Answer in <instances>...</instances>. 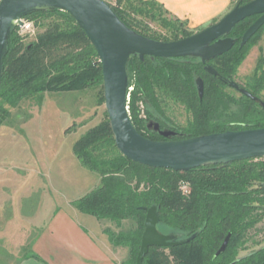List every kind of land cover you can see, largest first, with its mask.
Returning <instances> with one entry per match:
<instances>
[{"label":"trees","instance_id":"1","mask_svg":"<svg viewBox=\"0 0 264 264\" xmlns=\"http://www.w3.org/2000/svg\"><path fill=\"white\" fill-rule=\"evenodd\" d=\"M251 1L239 0L238 4ZM110 5L126 26L157 41H177L196 33L186 22L171 17L156 0H116V5ZM256 18L238 23L228 35L235 41L232 49L208 62L218 76L207 73L200 58L147 56L142 61L133 56L128 65L133 87L128 106L136 130L159 141L164 139L147 128L148 121L156 120L162 128L176 132L174 140L264 128V107L260 102L241 94L236 98L226 91L264 34L263 26L245 46H240L244 32ZM25 19L38 26L44 19L51 22L31 43L23 42L19 28L9 37L0 79V127L12 118V109L29 99L40 106L47 93L95 87L100 88L99 105L104 104L99 56L71 14L56 10ZM149 23L156 24L161 32ZM198 78L205 84L202 99L196 86ZM245 88L261 100L264 48H260L256 68ZM170 102L183 105L191 115L185 127L168 118ZM73 152L85 167L100 176L99 185L73 202L74 207L116 227L128 221L136 224L126 232L105 230L113 247L128 250V258L119 264H136L146 210L152 206L158 208L161 233L177 235L181 240L193 235L195 238L177 247L150 248L143 264H264V244L254 241L250 246L258 248L247 246L249 232L264 221V158L204 166L189 172L145 166L118 151L107 113L103 122L74 144ZM182 184L189 185L188 194L181 189ZM229 234L226 251L216 256Z\"/></svg>","mask_w":264,"mask_h":264},{"label":"water","instance_id":"2","mask_svg":"<svg viewBox=\"0 0 264 264\" xmlns=\"http://www.w3.org/2000/svg\"><path fill=\"white\" fill-rule=\"evenodd\" d=\"M62 10L74 18L94 46L103 73L104 105L118 151L133 162L152 168L189 172L193 169L229 164L254 158H264V128L226 131L198 137L174 140L177 133L161 129L157 122H149L152 129L165 140L154 141L141 135L134 127L128 94L131 78L128 65L133 56L140 60L154 58H200L205 71L213 76L218 72L208 62L232 49L235 41L228 37L232 29L247 18H258L244 32L240 46H245L264 26V0H253L235 6L217 23L190 37L163 42L145 37L129 28L117 16L112 6L104 0H1L0 1V79L4 71V58L8 52L9 37L23 25L22 19L39 12ZM229 86L246 97L258 101L239 84L229 81ZM200 99L204 96L202 78L196 80ZM264 107V102H260ZM158 208L146 210L144 233L136 264H143L150 248H171L195 238L179 240L174 234L159 231ZM229 234L216 256L228 247Z\"/></svg>","mask_w":264,"mask_h":264},{"label":"rangeland","instance_id":"3","mask_svg":"<svg viewBox=\"0 0 264 264\" xmlns=\"http://www.w3.org/2000/svg\"><path fill=\"white\" fill-rule=\"evenodd\" d=\"M105 1L116 5V0ZM238 2L239 0H233L227 12L210 20L207 24L190 27L188 21H182L186 22L188 28L193 32H200L221 20ZM24 20L27 25L31 24L29 29L18 27V34L23 38L25 44L33 42L51 22L50 19H44L39 22L38 26L32 20L25 18ZM43 25L44 27H42ZM149 25L161 32L156 24L149 23ZM260 48H264V34L259 43L250 50L238 70L234 82L240 86L245 87L252 77L260 56ZM244 89L246 90V88ZM226 91L236 98L240 96V93L231 87H227ZM261 97V102H264V89ZM99 98L100 88L91 87L77 92L47 93L40 106L36 100L29 99L22 102L18 108L12 109V118L7 125L0 127L1 195L7 196V198L18 196L21 200L27 198V201L20 203L21 207L24 206L27 210L32 209L31 204L36 200L41 202L42 209H47L54 203L69 209L73 202L92 191L99 184L100 176L91 172L80 162L73 152V147L85 133L106 119L105 105H99ZM140 106L143 116V104L141 103ZM232 108L234 109V107ZM166 114L173 123L180 127H185L191 120V115L183 105L172 102L167 106ZM151 121L157 122L156 120ZM151 121H148V124ZM169 125L171 124L169 123ZM27 167L34 168L35 180L27 176ZM33 180L36 182V194L31 192ZM184 185L186 186V184ZM104 224L106 229H111L115 233L126 232L136 227L134 221L126 222L122 227H116L110 221H106ZM22 236L18 234L19 241L22 240ZM32 237L34 236L32 235ZM254 241L260 245L264 244V221L249 232L247 245L249 249L258 248L250 246ZM4 245V243H0V264H6V259L3 256H6L5 254L8 252L2 249ZM18 248L21 256L23 253L20 250L21 245ZM166 253L168 254V250ZM245 253L247 251L241 254ZM125 256L124 260L129 256L128 250ZM170 260L173 259L170 258Z\"/></svg>","mask_w":264,"mask_h":264},{"label":"crops","instance_id":"4","mask_svg":"<svg viewBox=\"0 0 264 264\" xmlns=\"http://www.w3.org/2000/svg\"><path fill=\"white\" fill-rule=\"evenodd\" d=\"M156 1L164 5L170 14L188 21L190 27L207 24L227 12L233 2ZM26 174L31 179H36L34 168L27 167ZM34 180L32 194H36ZM1 181L0 179V187ZM26 199L21 200L18 196L7 198L2 196L0 191V243L5 244L2 249L8 252L3 256L6 264H119L124 261L127 250L111 245L105 233L104 223L107 220H98L83 214L73 203L69 209L55 203L47 209H42L41 202L36 200L31 204L32 209L27 210L20 205L21 201ZM18 234L23 235L20 241ZM32 235L34 237L31 238ZM20 245V250L23 251L21 256L18 248Z\"/></svg>","mask_w":264,"mask_h":264},{"label":"built area","instance_id":"5","mask_svg":"<svg viewBox=\"0 0 264 264\" xmlns=\"http://www.w3.org/2000/svg\"><path fill=\"white\" fill-rule=\"evenodd\" d=\"M22 22H23V25L20 26L19 28H27V29H29L31 27V24L30 25H27L24 19H22ZM132 90H133V88L130 87L129 88V94H128V102L130 101V93H131ZM181 189L183 190V192L185 194H188L189 185L186 184V186H185L184 184H182Z\"/></svg>","mask_w":264,"mask_h":264},{"label":"flooded vegetation","instance_id":"6","mask_svg":"<svg viewBox=\"0 0 264 264\" xmlns=\"http://www.w3.org/2000/svg\"><path fill=\"white\" fill-rule=\"evenodd\" d=\"M245 4H247V3H245ZM245 4H240V6H241V5H245ZM238 5H239V4H238ZM236 6H237V5H236ZM256 17L258 18V16H256ZM257 18H256V19H257ZM256 19H255V20H256ZM239 86H240V85H239ZM240 88H241V89H244L245 87L240 86ZM234 90H235V89H234ZM236 91L239 92L241 95H243V94L240 92V90H236ZM261 101H262V100H259V99H258V102H261ZM161 129H166V128H162V127H161ZM161 137H162V136H161ZM162 138H163V137H162ZM163 139H164V138H163ZM164 140H165V139H164ZM179 240H181V239L179 238Z\"/></svg>","mask_w":264,"mask_h":264}]
</instances>
